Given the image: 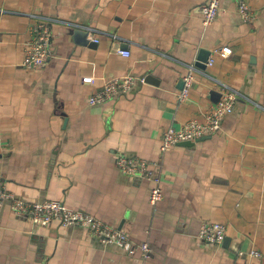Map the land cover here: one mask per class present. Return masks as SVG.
<instances>
[{
	"label": "crops",
	"instance_id": "0c3cea01",
	"mask_svg": "<svg viewBox=\"0 0 264 264\" xmlns=\"http://www.w3.org/2000/svg\"><path fill=\"white\" fill-rule=\"evenodd\" d=\"M205 2L0 0V186L23 199L62 200L151 247L146 259L79 226H34L6 202L0 264H264V0H249L253 22L239 0H223L208 26ZM50 19L51 57L28 69L30 27ZM65 21L93 27L99 42ZM130 71L146 82L88 102L107 78ZM187 75L190 94L179 102ZM220 83L241 93L221 130L163 152L165 130L203 120ZM119 152L162 163L156 207L152 181L123 174ZM205 220L226 224L221 245L199 238Z\"/></svg>",
	"mask_w": 264,
	"mask_h": 264
},
{
	"label": "built area",
	"instance_id": "2783aa9c",
	"mask_svg": "<svg viewBox=\"0 0 264 264\" xmlns=\"http://www.w3.org/2000/svg\"><path fill=\"white\" fill-rule=\"evenodd\" d=\"M222 1L207 0V2L200 5L204 25L208 26L217 19L222 10ZM239 12L247 21L253 22L256 19L249 0H239ZM53 22L51 19L40 21L30 27L32 36L25 43L23 59V65L26 68L38 70L47 65L52 54L51 47L55 37L53 29L55 23ZM64 24L72 29L85 30L93 42H99L93 27L71 21H65ZM120 53L125 56L131 55L129 50H121ZM212 62L213 59H210L207 64H212ZM145 82V76L135 75L131 71L125 75L112 76L106 79L102 88L91 93L88 102L91 105L105 104L108 101L132 93L138 84ZM192 83L193 77L191 75L183 78V87L177 92L179 102H184L188 98ZM220 87L222 97L209 107L203 120L193 118L183 123L179 128L170 125L165 130L161 146L163 152L170 151L181 142H195L203 136L213 135L221 130L224 118L233 113L241 93L226 83H220ZM116 164L125 175L148 178L152 181L150 202L156 207L163 198L160 177L163 171L162 163L133 156L126 152H119L116 155ZM6 202L10 203L11 210L16 216L30 221L34 226L47 227L54 221H59L65 227L79 226L86 229L90 234L99 237L105 244H115L130 255L140 252L142 257L146 259L150 257L151 247L147 241L135 243L123 229L111 225L95 215L68 207L62 200L32 201L23 199L17 197L7 188L0 186V206H3ZM226 234V224L205 220L201 223L198 236L205 243L221 245L226 238ZM243 253L241 252V254ZM251 254L257 257L261 255L258 250H252Z\"/></svg>",
	"mask_w": 264,
	"mask_h": 264
},
{
	"label": "water",
	"instance_id": "95a60500",
	"mask_svg": "<svg viewBox=\"0 0 264 264\" xmlns=\"http://www.w3.org/2000/svg\"><path fill=\"white\" fill-rule=\"evenodd\" d=\"M73 30V32L74 33H77V30H80V29H72ZM82 30V29H81ZM85 33H86V37H87V39H88V33L85 31V30H83ZM89 40V42H90V39H88ZM202 59H204V58H202ZM203 62H206V60L204 59V61ZM200 64V66L202 67V66H204L203 64L204 63H199ZM219 97L221 98V93H219ZM219 100V99H218ZM218 100H216V102L218 101ZM182 144H192L193 142L192 141H185V142H181ZM226 239V238H225Z\"/></svg>",
	"mask_w": 264,
	"mask_h": 264
}]
</instances>
